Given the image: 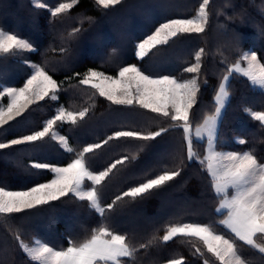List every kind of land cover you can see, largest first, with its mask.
<instances>
[{"label": "trees", "instance_id": "trees-1", "mask_svg": "<svg viewBox=\"0 0 264 264\" xmlns=\"http://www.w3.org/2000/svg\"><path fill=\"white\" fill-rule=\"evenodd\" d=\"M41 1L56 6L70 0ZM5 2L12 5L5 6ZM199 2L125 0L123 5L104 10L95 0H78L68 13L51 17L47 10L36 8L33 0H0V26L34 42L38 51L28 57L40 62L59 82V95L65 106L73 111L89 108L83 121L61 127L71 146L80 151L87 144L99 143L117 130L155 131L159 127H167L169 122L144 109L112 104L95 94V90L80 86V77H76L75 73L84 74L87 69L95 68L116 74L119 67L136 63L150 74L190 78L191 74L181 75V69L195 62L194 52L202 47L205 54L200 75L201 80L206 79L208 83L206 87L202 84L199 103L193 110L192 122L195 126L215 107L213 97L226 72L225 64L234 63L238 59V51L242 52L245 48L256 50L264 57V0H213L209 8L212 14L210 28L206 34L181 38L171 47H163L156 55L150 54L151 58L142 62L137 60L134 52L138 41L167 18L194 15ZM73 28H80L81 31L70 36ZM224 34L228 40L220 38ZM61 48L66 51L61 52ZM27 72V66L11 56L0 59V84L20 85ZM69 77L71 79H67ZM229 91L232 96L223 125L224 138L229 143L224 149L244 151L251 148L258 155L264 154V127L242 112L245 107L254 111L264 110V92L250 86L242 77L230 82ZM45 106L32 105L24 117L11 122L10 131H0V142L40 129L47 114ZM235 139H244L247 144L238 145ZM141 144L144 142L111 141L94 154H89V165L93 171L103 170L125 155L138 157L134 162L118 166L104 182L101 192L105 204L111 203L116 195L129 187L143 182L146 174L158 173L161 160L166 161L169 168L183 160L181 166L185 171L163 190L143 199L121 202L115 213L109 214L110 225L121 234L135 235L137 241L143 243L157 229L162 236L164 226L169 223H215L224 218L215 212L218 200L208 187L206 173L198 164L187 162L182 132L170 131L157 141L145 144L143 151L140 150ZM204 148L205 143L194 141V149L201 158L205 155ZM74 158V154L65 153L49 138L35 145H17L0 150V186L26 189L35 183L45 182L52 176L29 168L31 162L67 164ZM164 196H168L169 200H163ZM139 212L145 214L146 219L141 218L137 214ZM39 218L42 219L36 221ZM99 223V217L89 210L87 202L74 198H64L31 213L15 214L8 222L0 223V244H3L0 264H32L20 250L16 235L27 242L40 237L54 247H67L66 237L74 240L82 238L85 229L90 230ZM216 230L230 236L218 225ZM195 247H200L205 255H194ZM246 255L260 264V254L255 250H246ZM181 256L188 264H203L205 259L209 260V264H219L199 241L189 243L183 238L147 251L141 249L135 264H166L168 259H179Z\"/></svg>", "mask_w": 264, "mask_h": 264}, {"label": "snow or ice", "instance_id": "snow-or-ice-1", "mask_svg": "<svg viewBox=\"0 0 264 264\" xmlns=\"http://www.w3.org/2000/svg\"><path fill=\"white\" fill-rule=\"evenodd\" d=\"M212 2L213 0H200L194 15L167 18L159 23L135 45L134 55L137 60L142 62L145 58H151L150 54L156 55L163 47H171L181 38L206 34L210 28L212 14L209 8ZM77 3L78 0H70L50 6L46 2L38 3L34 0V6L47 10L51 17L68 13ZM95 3L104 10H110L123 5L125 0H95ZM80 31V28H73L69 35L75 36ZM37 51L30 39L0 28V59L9 56L18 59L25 53ZM60 51L65 52L66 49L61 48ZM204 54L205 49L199 48L194 52L195 62L181 69V75L191 74L187 79L169 74H150L136 63L119 67L115 76L95 68L87 69L84 74H74L80 77V86L95 90V94L114 105L154 113L169 122L167 127L147 132L117 130L99 143H89L77 151L69 145L68 137L61 135L55 128L58 123L77 125L88 115L89 108L69 111L61 106L56 109L52 118L43 123L40 130L0 142V150H4L17 145L43 143L49 138L65 153L75 156L66 166L31 162L29 168L53 177L46 182L35 183L26 190L0 187V223L8 222L15 214H27L45 206H52L54 202L64 198L86 201L89 210L100 220L96 227L85 229L82 238L74 240L66 237L67 247H54L39 237L34 238L29 245L16 235L20 250L32 264H135L141 249L147 251L177 238H183L189 243L199 241L219 264H256V261L246 255V250L259 253L260 264H264V154L258 155L251 148L244 151L222 150L229 143L224 138L223 125L232 96L229 91L230 82L237 77L246 78L250 86L264 92V57L253 49L238 51V59L234 63L225 64L226 72L213 97L214 109L203 116L202 122L194 126L193 110L199 103L202 84L206 87L208 83L206 79L202 81L200 75ZM18 62L29 66L32 73L22 87L0 84V98L7 99V104L0 106V131H10L11 122L24 117L32 105L46 98L51 101L59 99L57 93L61 90L60 84L45 67L28 60ZM242 112L264 127V110L254 111L245 107ZM170 131L183 133L187 162L198 164L206 173L208 187L218 200L215 212L222 214L224 218L215 223H169L164 226L162 236L157 229L145 242L140 243L135 235L127 232L121 234L115 226L110 225L109 214H114L126 199H143L169 186L170 182L175 181L185 171L181 166L184 161L181 160L179 165L173 164L169 168L167 162L161 160L158 173L146 174L143 182L129 187L116 195L111 203L105 204L101 192L104 182L118 166L134 162L138 157L125 155L103 170L93 171L89 165V154H94L111 141L122 139L144 142L140 147L143 151L145 144L157 141V138L164 137ZM194 141L205 143L203 158L194 149ZM234 142L238 145L247 144L244 139H235ZM216 225L226 230L230 236L217 232ZM194 255L203 257L205 253L200 247H195ZM166 264L188 262L181 256L179 259H168ZM203 264H209V260L205 259Z\"/></svg>", "mask_w": 264, "mask_h": 264}, {"label": "rangeland", "instance_id": "rangeland-1", "mask_svg": "<svg viewBox=\"0 0 264 264\" xmlns=\"http://www.w3.org/2000/svg\"><path fill=\"white\" fill-rule=\"evenodd\" d=\"M35 2H38V3H43L41 0H35ZM66 2H70V1H66ZM33 3H34V0H33ZM221 3V2H220ZM10 4V5H9ZM12 5V3H8V2H5V6H11ZM19 5V4H18ZM0 28H2L1 26H0ZM4 29V28H3ZM5 31H8V30H6V29H4ZM9 32H11V31H9ZM13 33V32H12ZM15 34V33H14ZM22 38H24V37H22ZM220 38H222V39H224V40H228L229 38L227 37V35L226 34H224L222 37H220ZM228 38V39H227ZM142 40V39H141ZM139 42V41H138ZM137 42V43H138ZM136 43V44H137ZM249 49H251V48H245L243 51H248ZM242 51V52H243ZM85 53H87V52H85ZM31 54H33V53H28V55H25L24 56V54L22 55V56H20L17 60H28L30 63H34V64H39V65H41V66H43L40 62H38V61H35V60H33L32 58H30V57H28V56H31ZM85 55H87V54H85ZM24 65V64H23ZM127 65V64H126ZM44 67V66H43ZM27 68H28V74H27V76H26V78H25V80H24V82L22 83V84H20V85H11V84H7V83H1V84H4V85H6V86H12V87H22L23 86V84L26 82V79L31 75V73H32V69L29 67V66H27ZM46 69V68H45ZM98 70V69H97ZM99 71H101V70H99ZM23 73H25V71L23 72ZM106 73V72H105ZM1 74H3L4 75V73H1ZM106 74H108V75H113V76H115L116 74H109V73H106ZM185 79H187V78H185ZM58 84H59V82H58ZM59 93H60V91L57 93V95H58V97H59V99H58V101H51L50 99H48V98H46L44 101H40L38 104H34V105H39V104H45L46 106H45V109H47V114L43 117V119H42V122L44 123L47 119H50V118H52L55 114H56V109H58L59 107H61V106H63V107H65V108H67L69 111H73V110H71V109H69L67 106H65V104H63V102L61 101V98H60V95H59ZM7 104V99L6 98H0V106H4V105H6ZM42 127H43V125H42ZM41 127V128H42ZM61 127H62V125L60 124V123H58L57 125H56V128H55V130L56 131H58L61 135H65V136H67L63 131H62V129H61ZM40 128V129H41ZM40 129H38V130H40ZM37 131V130H36ZM68 137V136H67ZM68 141H69V145L71 146V143H70V140H69V138H68ZM72 147V146H71ZM222 150H228V149H222ZM71 162V161H70ZM55 165H57V166H66V164H55ZM53 178V177H52ZM51 178V179H52ZM46 182V181H45ZM86 184H87V182H86ZM0 187H2V186H0ZM8 190H26V189H10V188H7ZM163 200H166V201H168L169 200V197L168 196H164L163 198H162ZM187 201V200H186ZM165 202V201H164ZM218 207V206H217ZM141 218H143V219H146V215L145 214H143V213H137ZM42 218H39V219H36V221H39V220H41ZM27 223V221L25 222V224ZM129 223H131V221H129ZM129 223H127V224H129ZM135 224V226H138L139 228H140V225H138V224H136V223H134ZM138 229V228H137ZM34 238H37V237H34ZM33 238V239H34ZM40 238V237H39ZM33 239L31 240V242H27V241H25V243H28L29 245H31L32 244V242H33ZM42 239V238H41ZM43 240V239H42ZM3 247V244H0V248H2ZM3 250H5L6 251V248H4Z\"/></svg>", "mask_w": 264, "mask_h": 264}]
</instances>
